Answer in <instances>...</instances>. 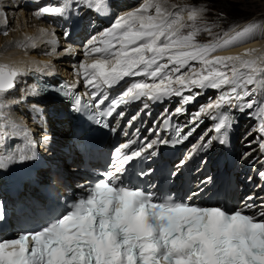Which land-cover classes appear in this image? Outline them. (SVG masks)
I'll return each instance as SVG.
<instances>
[{
	"label": "snow or ice",
	"instance_id": "6c2138e0",
	"mask_svg": "<svg viewBox=\"0 0 264 264\" xmlns=\"http://www.w3.org/2000/svg\"><path fill=\"white\" fill-rule=\"evenodd\" d=\"M81 9L106 17L112 14L113 4L111 0H57L55 4L39 7L34 15L39 19L67 18ZM206 11L203 6L169 7L168 0H144L137 9L117 16L111 27L99 34V40L93 37L88 41L83 52L85 60L75 69L89 90L88 103L83 102V95L77 94L72 85L64 84L59 89L50 88L47 83L43 87L31 86L29 94L34 97L53 91L70 98L71 109L76 113L97 109L90 112V118L97 124L102 123L101 118L114 114L125 118V111L118 109L137 101L144 102L147 109V101L179 97L180 106L174 113L165 110L164 128L175 133L170 140L162 138L157 131L159 125L154 124L150 131L157 139L131 151L126 150L134 141L121 145L111 167L58 218L38 231L0 241V264H264V212L259 219L246 214L253 205L230 212L219 206L178 201L171 194L157 195L125 182L131 162L147 158L146 152L157 155L154 150L157 145L182 144L203 123L202 117L210 118L213 124L194 146L198 151H207L213 142L228 146L230 133L237 124L231 114L233 108L257 119V131L264 138V55L256 56L255 50L235 56L214 55L218 50L248 42L261 25L249 22L235 30L234 23L222 35L201 43L198 37L202 33L212 36V29L218 27L204 22ZM4 15L0 11V16ZM64 35L67 37L68 33ZM26 41L17 46L36 47L33 37H27ZM47 42L54 46L55 52L57 42L54 39ZM72 52L71 45L64 49L65 55ZM29 71L0 63V147L5 149L0 152V172L37 160L39 145L50 141L48 136L36 141L30 130L11 120L6 111L10 104L5 97ZM34 71L40 76L56 74L50 64L38 66ZM126 79L131 82L114 97L104 91L118 87ZM208 90L217 91L218 98L200 105L187 124L172 128V117L186 114V106L196 103ZM106 101V107L102 108ZM33 110L43 113L38 105H33ZM138 116L139 113L129 119L130 126ZM14 136L23 137V147L6 146L7 139ZM258 146L264 151V139L259 140ZM149 149L153 151L148 152ZM185 163L181 160L166 179L178 177ZM150 173L151 170L140 174ZM210 180L209 177L204 182ZM195 195L192 193L188 200Z\"/></svg>",
	"mask_w": 264,
	"mask_h": 264
},
{
	"label": "bare ground",
	"instance_id": "6f19581e",
	"mask_svg": "<svg viewBox=\"0 0 264 264\" xmlns=\"http://www.w3.org/2000/svg\"><path fill=\"white\" fill-rule=\"evenodd\" d=\"M39 1H42V3L40 4L38 3L39 5L34 9L35 11H32V13L27 12L28 10H31V6L33 4L31 3V0H6V1L2 0L3 7L2 9H0V11H2L5 14L4 16H0V30L9 27L11 24L13 25V29L11 30L13 32H11V34H9L6 38L0 39V63H9L20 68L30 69L28 75L19 78L15 90L10 92L5 97V100L8 103L10 101H13L11 100V98L14 97L18 98V100L15 103V106L17 104L18 107L17 110L19 112H25L26 114L34 113L33 105H38V107H41V103H37L38 101L32 100L29 102V100H27V96H28L27 94L30 93L31 86L33 84H36L33 83L32 81L31 72H35L34 69L38 66L42 67L44 64H50L51 70L56 73L55 75H59L68 79L73 85H77L78 88L80 89L79 87L80 85L76 81V77L71 76L70 67L68 66L69 61L73 59L74 50L72 54L65 55L64 49L68 48L69 45L74 44L72 45V49L78 50L79 41L81 40V38H79L78 41L76 40L74 43L69 39L63 38V33H62L63 30L61 28L66 24H64L63 22L54 23L53 19L49 20L51 17H45L43 19L37 18L34 15V13L38 10V8L44 6L45 4H49L50 2V1L45 2V0H39ZM51 1L53 2V4L57 3V0H51ZM126 3H128L127 0L121 2L120 4L118 3L116 5L117 8L119 7L118 11L116 12L117 14L123 15L124 13L135 10L139 7V6L136 7V4L138 3L130 6H124ZM193 4H195V1L193 2L192 0H168L169 7H171L172 5L190 6ZM20 6L22 8L17 9L18 11L15 10V8ZM13 18H15V24H13L12 21ZM7 20L8 23H6ZM41 30H45L48 33L54 35H45L44 32H42ZM56 32H58L60 35L58 33L56 34ZM27 37H33L35 39V43H36L35 48L30 46L29 47L17 46L18 43H26ZM50 39H54L57 42L55 44V52H53L54 46L47 42ZM43 50L50 52L48 56L46 57L43 55L37 56V53H39V51L42 52ZM247 50H255L256 56L264 55V37L262 36L256 37V39L249 40L248 42L239 44L238 46L229 47L225 50H218L216 53H214V55H219V56L242 55ZM60 59H64V60L62 61ZM199 67L200 66L197 65V68ZM182 71H187V69H184ZM55 75L44 76V77H46L48 80L54 79L56 81ZM216 94L219 93L216 91ZM192 110L194 112L198 111L199 104L195 105L192 108ZM6 111H8V109ZM8 113H9V118L11 120L15 121L17 124L23 125L27 129H29L30 132L32 131V129L27 124L19 121V119H21L20 115L9 111ZM237 114H239V116L248 119V121L252 119L249 116H247V113L242 114L237 111ZM63 121L65 120H62V122ZM65 126L66 125H61L60 128H57V130L53 132L54 137L51 139V141L55 143V146H52L50 150L45 151L46 159L49 162L48 163L49 168L42 169L40 171L42 177L45 180L54 181L56 179V175H53V171H55V173L64 172L68 176L73 174V172L70 171L71 170L70 166L66 165L64 158H62L61 153H59L58 151V146L64 144L63 139L66 132ZM241 129H242V125H241ZM199 131L200 132L202 131V127L198 130V132ZM41 135L42 133H38L36 136L41 137ZM37 137H35L34 139H36ZM0 148L4 149L3 147ZM80 181H86V180L85 178H82Z\"/></svg>",
	"mask_w": 264,
	"mask_h": 264
},
{
	"label": "rangeland",
	"instance_id": "374dc122",
	"mask_svg": "<svg viewBox=\"0 0 264 264\" xmlns=\"http://www.w3.org/2000/svg\"><path fill=\"white\" fill-rule=\"evenodd\" d=\"M3 1H6V0H3ZM127 1L128 3H126L124 6H130V5L138 3L136 4V7H138L144 2V0H130V1L127 0ZM192 1L193 2L195 1V4L190 5V6H197V7L203 6L207 9L205 18H204L205 23L209 25L211 24L218 25V27H214L212 29V32H213L212 36H210L207 32L202 33L198 37L199 42L207 43L210 40L214 39V37L217 34L222 35V33L224 31H227L230 27H232L234 23L236 25L235 30H239L245 27L249 22L259 23L261 25V28L255 33V36L252 39H256V37H260V36L264 37V0H192ZM40 3L41 2H39V4ZM39 4L36 3L32 5L31 10H28L27 12L32 13V11H35L34 9ZM19 8H22V7L21 6L17 7L15 8V10ZM12 21H13V24H15V18H13ZM6 23H8V20L6 21ZM12 29H13V25L11 24L9 27H6L5 29L0 30V39L6 38L9 34H11V32H13L11 31ZM5 32L7 34H4ZM57 33L58 32H56V34ZM49 53H50L49 51L43 50L42 52L39 51V53H37V56L43 55L46 57L48 56ZM60 60L63 61L64 59H60ZM197 65L200 66L199 64ZM11 100L13 101L8 102L10 104V108L8 109V111L17 113L19 115L21 112L17 110L18 109L17 104L15 106V103L18 100V98L14 97V98H11ZM11 103H13L14 105ZM12 106H15V107H12ZM251 120L252 119L249 120L250 122L248 126L247 125H244V127L242 126V129H243L242 132L246 131L247 133V129H248L249 133L247 134H250V124L254 123V121H251ZM246 121H248V119H246ZM238 143L240 142L238 141Z\"/></svg>",
	"mask_w": 264,
	"mask_h": 264
}]
</instances>
